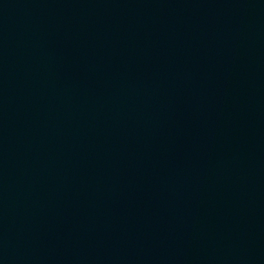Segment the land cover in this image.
Segmentation results:
<instances>
[{
    "label": "water",
    "instance_id": "obj_1",
    "mask_svg": "<svg viewBox=\"0 0 264 264\" xmlns=\"http://www.w3.org/2000/svg\"><path fill=\"white\" fill-rule=\"evenodd\" d=\"M0 264H264V0H0Z\"/></svg>",
    "mask_w": 264,
    "mask_h": 264
}]
</instances>
